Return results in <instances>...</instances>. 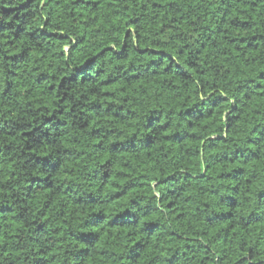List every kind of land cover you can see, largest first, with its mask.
Here are the masks:
<instances>
[{
    "label": "clouds",
    "instance_id": "obj_1",
    "mask_svg": "<svg viewBox=\"0 0 264 264\" xmlns=\"http://www.w3.org/2000/svg\"><path fill=\"white\" fill-rule=\"evenodd\" d=\"M0 264H264V0H0Z\"/></svg>",
    "mask_w": 264,
    "mask_h": 264
},
{
    "label": "trees",
    "instance_id": "obj_2",
    "mask_svg": "<svg viewBox=\"0 0 264 264\" xmlns=\"http://www.w3.org/2000/svg\"><path fill=\"white\" fill-rule=\"evenodd\" d=\"M117 228L122 227V225H116Z\"/></svg>",
    "mask_w": 264,
    "mask_h": 264
}]
</instances>
